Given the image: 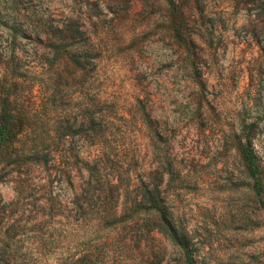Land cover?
Returning a JSON list of instances; mask_svg holds the SVG:
<instances>
[{"label": "rangeland", "instance_id": "obj_1", "mask_svg": "<svg viewBox=\"0 0 264 264\" xmlns=\"http://www.w3.org/2000/svg\"><path fill=\"white\" fill-rule=\"evenodd\" d=\"M174 2L0 0V98L23 117L0 149V264H25V236L52 243L40 264H86L99 250L109 264H264V0ZM91 102L106 163L101 178L87 170L79 216L65 183L51 186L16 154L30 140L79 142L63 128ZM244 149L261 160L263 192ZM98 159L87 135V163ZM110 177L123 222L87 250V222L116 202ZM157 190L162 214L145 203Z\"/></svg>", "mask_w": 264, "mask_h": 264}, {"label": "trees", "instance_id": "obj_2", "mask_svg": "<svg viewBox=\"0 0 264 264\" xmlns=\"http://www.w3.org/2000/svg\"><path fill=\"white\" fill-rule=\"evenodd\" d=\"M169 5L172 9H176L174 7V0H168ZM74 19L70 17L67 20ZM79 20V18H76ZM81 19V18H80ZM68 24L63 23V30H59L58 32L61 34L62 32H68L66 28ZM59 37V36H56ZM60 43H53L54 41L49 42L47 48L56 53L58 47L61 45H65L66 41L69 40L68 37H62L58 39ZM65 41V43H64ZM49 60L43 64L40 69L43 72L50 73V70L53 68L54 63V55L51 54ZM87 68L93 70V62L87 60ZM71 64L74 65L76 70H84V64H80L75 60H71ZM68 65V63H66ZM83 65V66H82ZM47 66V68H45ZM29 70L34 69V67L29 66ZM89 71V70H87ZM52 103V106L55 109V100L49 99ZM251 98H249V102H251ZM97 107V103L91 102L87 106V111L83 115V121L79 124L77 122H73L72 124H68L63 128L65 134L64 136H68V131L71 130L75 135H79V142H72L65 138H57L52 137L50 139H38V140H30L22 143L20 154H16L17 158H21V162L25 165V168L32 169H40L46 172L49 177H53L49 183L51 186L53 184H57L62 187L63 183L67 186L72 192L73 196L70 201V204L74 208L76 212L79 213V216L87 214V170L91 171L98 178H101V168L100 164L102 161L105 162V136L104 130L100 126V122L102 121L103 115L99 111H95ZM18 112L14 110V105L10 101V98H0V149L6 146L5 142V134L11 131L16 125L15 123L22 124L23 117L16 119ZM239 119V118H238ZM81 127V131L79 128ZM87 135L89 138L93 140L95 148L98 151L99 159L94 161V166L91 168L87 163ZM241 140H238L240 143ZM243 158L247 161L249 165V171L251 173V179L253 180V187H256L258 191L263 192V187L261 184V176L259 174L261 160L254 155L249 149H244L242 153ZM102 164V163H101ZM108 185L110 189L115 192L116 202L110 208L102 203L101 215L98 220L88 221L87 222V250L92 246H95V249L98 251L100 248H103L104 242L101 240L100 232L108 229L110 227L116 226L123 222V218L121 216V211L119 210V199L121 198L120 191L117 189V185L113 178H109ZM145 203L149 205V210L153 211L155 214H162L164 211V205L162 200L159 198V191L157 190V195L151 198H147ZM146 204L144 206H146ZM125 207H127L125 205ZM136 210L135 206H129V209ZM128 209H125L126 211ZM81 222L77 223L80 225ZM19 241L18 239H15ZM92 241H95L92 245ZM20 242H26L25 246V254L24 258L26 260L25 264H40L42 262V253H45L43 248L46 245H50L52 243L44 241L43 239H38V242L31 237H23ZM41 244L42 248H38V245ZM86 264H109V256L108 254L100 253L98 251L95 258L89 255V252L86 253ZM116 260V259H115ZM114 260V261H115ZM109 262V263H108ZM83 259L74 260L72 264H82Z\"/></svg>", "mask_w": 264, "mask_h": 264}]
</instances>
